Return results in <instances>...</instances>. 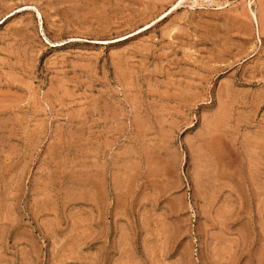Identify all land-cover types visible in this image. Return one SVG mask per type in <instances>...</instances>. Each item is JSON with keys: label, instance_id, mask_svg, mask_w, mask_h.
Here are the masks:
<instances>
[{"label": "rangeland", "instance_id": "rangeland-1", "mask_svg": "<svg viewBox=\"0 0 264 264\" xmlns=\"http://www.w3.org/2000/svg\"><path fill=\"white\" fill-rule=\"evenodd\" d=\"M0 264H264V0H0Z\"/></svg>", "mask_w": 264, "mask_h": 264}]
</instances>
